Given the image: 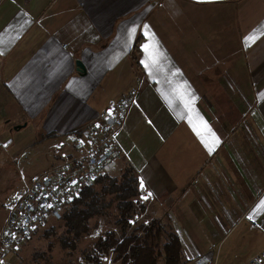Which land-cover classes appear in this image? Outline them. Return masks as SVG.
<instances>
[{
	"label": "crops",
	"instance_id": "0c3cea01",
	"mask_svg": "<svg viewBox=\"0 0 264 264\" xmlns=\"http://www.w3.org/2000/svg\"><path fill=\"white\" fill-rule=\"evenodd\" d=\"M131 94L120 166L147 216L186 256H217L198 241L217 224L239 231L235 264L264 249V0H0V132L36 130L44 170L60 134Z\"/></svg>",
	"mask_w": 264,
	"mask_h": 264
},
{
	"label": "built area",
	"instance_id": "2783aa9c",
	"mask_svg": "<svg viewBox=\"0 0 264 264\" xmlns=\"http://www.w3.org/2000/svg\"><path fill=\"white\" fill-rule=\"evenodd\" d=\"M137 94L123 95L110 101L99 117L80 131L60 134L54 148L60 161L35 174L13 200L2 204L4 219L0 225V264L7 263V254L31 239L49 221L60 219L65 209L82 189L93 186L98 177L114 173L120 168L123 150L118 140L129 108L136 103ZM133 202L141 207L134 217H145L152 202L150 192L141 191V181ZM133 219H128L133 222ZM251 227H257L249 219ZM192 264H217L214 256L200 255ZM242 264H264V249Z\"/></svg>",
	"mask_w": 264,
	"mask_h": 264
},
{
	"label": "rangeland",
	"instance_id": "374dc122",
	"mask_svg": "<svg viewBox=\"0 0 264 264\" xmlns=\"http://www.w3.org/2000/svg\"><path fill=\"white\" fill-rule=\"evenodd\" d=\"M115 100V99H114ZM10 130L12 136L6 134L7 129L0 132V223L4 219V209L2 204L13 200L20 192L24 190L32 175L44 171V162L42 157H35L37 148H41L42 140L39 139L37 131L31 127ZM34 138V139H33ZM38 140V142L29 143L30 141ZM10 140V142H9ZM44 142L50 140L43 139ZM60 158L50 163L56 164ZM48 165L47 167H49ZM46 167V168H47ZM43 169V170H42ZM95 189H100V184L93 185ZM108 202L103 209V213L92 217L89 221L90 230L83 234L77 240L75 249L68 252V248L62 245L64 242L61 237H55L45 234V230L49 225L41 226L28 240L18 248H14L7 254L8 264H132V259L124 261L122 255H117L115 245L108 249L98 247V239L104 241L109 233H113L119 241L124 238L122 234L121 224L115 223L114 204L110 196L106 197ZM134 199V198H133ZM134 203V202H133ZM141 207L138 203H134V208L130 215L126 218V234L131 232L140 225H148L153 219L148 216V223H145V217L137 219L134 217L136 212H139ZM133 219L129 222L128 219ZM166 231L170 224L163 223L159 220ZM208 224L201 225L202 228H207ZM216 232L209 234L208 240H198L200 243H209L213 252L217 256V264H235L239 261V231L232 230L224 239H217V236L224 230L223 226L217 224ZM206 230V229H205ZM139 232H137L138 234ZM217 235V236H216ZM68 245V243H66ZM199 251V250H197ZM183 252V251H182ZM194 257L183 254V264H192ZM124 261V262H122Z\"/></svg>",
	"mask_w": 264,
	"mask_h": 264
},
{
	"label": "trees",
	"instance_id": "16d2710c",
	"mask_svg": "<svg viewBox=\"0 0 264 264\" xmlns=\"http://www.w3.org/2000/svg\"><path fill=\"white\" fill-rule=\"evenodd\" d=\"M141 36L138 35L129 50V56L139 65ZM136 171L129 164H122L114 173L98 177L100 184L97 190L94 186L83 188L80 195L65 209L60 219L53 220L57 224L45 230V234L61 237L62 245L68 252L75 249L78 238L90 230L89 221L92 217L103 213L110 196L115 202V223L121 224L124 238L119 241L113 233H109L104 241L98 239V247L108 249L115 245L117 255L122 259H132V264H183V252L178 235L166 231L159 220L153 219L148 225H140L130 235L126 234V218L134 208L133 198L137 195ZM94 184V185H95ZM137 232H139L137 234ZM68 243V245H66ZM122 261V262H124Z\"/></svg>",
	"mask_w": 264,
	"mask_h": 264
},
{
	"label": "water",
	"instance_id": "95a60500",
	"mask_svg": "<svg viewBox=\"0 0 264 264\" xmlns=\"http://www.w3.org/2000/svg\"><path fill=\"white\" fill-rule=\"evenodd\" d=\"M77 70L80 72H84V66L83 64L78 60L76 61Z\"/></svg>",
	"mask_w": 264,
	"mask_h": 264
},
{
	"label": "snow or ice",
	"instance_id": "6c2138e0",
	"mask_svg": "<svg viewBox=\"0 0 264 264\" xmlns=\"http://www.w3.org/2000/svg\"><path fill=\"white\" fill-rule=\"evenodd\" d=\"M145 27H147V26H145ZM148 47H149L148 45L145 46L146 50H147ZM141 186L143 187V183L141 184ZM262 203H264V202H262ZM251 218L252 217L250 216L249 219H251Z\"/></svg>",
	"mask_w": 264,
	"mask_h": 264
}]
</instances>
